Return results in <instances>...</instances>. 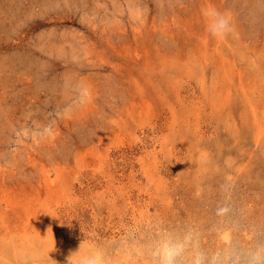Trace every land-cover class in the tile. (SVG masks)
Instances as JSON below:
<instances>
[{"label":"rangeland","instance_id":"rangeland-1","mask_svg":"<svg viewBox=\"0 0 264 264\" xmlns=\"http://www.w3.org/2000/svg\"><path fill=\"white\" fill-rule=\"evenodd\" d=\"M168 240L264 264V0H0V264Z\"/></svg>","mask_w":264,"mask_h":264},{"label":"clouds","instance_id":"clouds-1","mask_svg":"<svg viewBox=\"0 0 264 264\" xmlns=\"http://www.w3.org/2000/svg\"><path fill=\"white\" fill-rule=\"evenodd\" d=\"M203 15L210 21L208 32L212 37L225 38L234 31L231 17L226 13H222L214 7H209L203 10ZM78 251L79 249L68 256V264H100L97 255H83L73 262V257ZM181 252L182 244L180 242L173 240L166 241L159 252V264H177V257L180 256ZM254 259L256 264H260L259 254Z\"/></svg>","mask_w":264,"mask_h":264},{"label":"bare ground","instance_id":"bare-ground-1","mask_svg":"<svg viewBox=\"0 0 264 264\" xmlns=\"http://www.w3.org/2000/svg\"><path fill=\"white\" fill-rule=\"evenodd\" d=\"M218 67V66H217ZM167 237H168V235H167ZM177 241V240H176ZM52 244V243H51ZM49 248V251L48 252H50L51 250H52V246H48ZM58 247V246H57ZM62 247V246H61ZM59 248H60V246H59ZM183 248V247H182ZM47 249V247H46V250H48ZM61 249V248H60ZM33 255V254H32ZM197 255H199V254H197ZM31 256V255H30ZM41 257V255H38V253H36L34 256H32L31 257V261L33 262L34 261V263H35V261H37L38 260V258H40ZM100 260H102V259H100ZM101 262V261H100ZM103 263H105V262H103ZM106 264V263H105Z\"/></svg>","mask_w":264,"mask_h":264}]
</instances>
